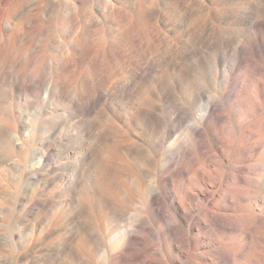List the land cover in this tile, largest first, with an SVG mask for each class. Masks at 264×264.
<instances>
[{
    "label": "bare ground",
    "instance_id": "6f19581e",
    "mask_svg": "<svg viewBox=\"0 0 264 264\" xmlns=\"http://www.w3.org/2000/svg\"><path fill=\"white\" fill-rule=\"evenodd\" d=\"M0 41L26 66L0 60L4 162L39 182L24 258L264 264V0H0Z\"/></svg>",
    "mask_w": 264,
    "mask_h": 264
},
{
    "label": "rangeland",
    "instance_id": "374dc122",
    "mask_svg": "<svg viewBox=\"0 0 264 264\" xmlns=\"http://www.w3.org/2000/svg\"><path fill=\"white\" fill-rule=\"evenodd\" d=\"M0 60H5L4 69L9 71L14 66H17V69H26L22 58H18L14 62L10 55L7 56L8 48L6 45L1 44L0 41ZM6 55V56H5ZM3 57V58H2ZM230 59V55L226 57L228 61ZM263 63V61H258ZM230 62L228 61L225 65L229 66ZM8 65V66H7ZM224 65V67H225ZM223 67V68H224ZM222 69V68H221ZM3 73V69L0 70V76ZM11 87V85H9ZM221 87V86H220ZM5 88L0 86V95H3L5 92ZM4 92V93H3ZM6 107V104L0 103V120L6 126H9L8 117L5 116L3 109ZM19 115V130L18 134L23 133L24 137L30 135H38L40 134L39 122L41 120L42 114L38 106L28 107L27 109H20V112L17 113ZM6 118V119H5ZM5 123H4V122ZM37 126V128H36ZM55 142L52 143V146ZM1 145V144H0ZM60 145V144H59ZM58 146L57 150H58ZM31 149L26 156V170L31 171L35 166L36 155L39 151V146L36 143L31 144ZM11 151V152H10ZM6 154V155H5ZM8 154V155H7ZM2 156V157H1ZM68 156L66 151L56 152V156L54 158L64 159ZM10 157L14 161H18L22 159L23 155L17 150L6 149L0 147V264H32L28 258H24L21 250H22V242L26 240L29 236H32V231L30 228L26 227V224H23V220L21 219L23 211L19 205H17L18 201L22 198H27L28 196L33 195L37 192L39 187V182L32 176H27L24 179H19L22 175V169L20 166H12L6 165L4 160ZM3 158V159H1ZM3 160V161H2ZM69 159H65L68 161ZM19 164V161H18ZM49 167H45L44 171L47 172ZM70 173H73L74 170H69ZM56 189V186H51L47 192H53ZM36 190V191H35ZM35 191V192H34ZM5 209V210H4ZM12 215L9 220L7 215ZM44 215V212L38 213L36 216L41 217ZM46 221L39 226L35 233L34 243L36 244L39 239H41V235L47 230ZM15 232L18 235L19 242L12 243L10 241V233ZM66 255V254H65ZM61 259V262H64L66 257ZM64 259V260H63Z\"/></svg>",
    "mask_w": 264,
    "mask_h": 264
}]
</instances>
